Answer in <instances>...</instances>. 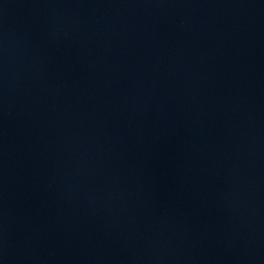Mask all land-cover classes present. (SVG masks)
Returning a JSON list of instances; mask_svg holds the SVG:
<instances>
[{"label": "water", "instance_id": "1", "mask_svg": "<svg viewBox=\"0 0 264 264\" xmlns=\"http://www.w3.org/2000/svg\"><path fill=\"white\" fill-rule=\"evenodd\" d=\"M0 264H264V0H0Z\"/></svg>", "mask_w": 264, "mask_h": 264}]
</instances>
